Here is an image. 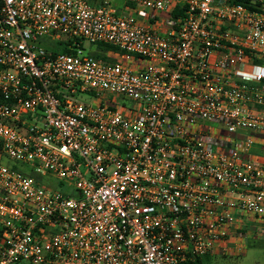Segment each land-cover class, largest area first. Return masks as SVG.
<instances>
[{
    "label": "built area",
    "instance_id": "1",
    "mask_svg": "<svg viewBox=\"0 0 264 264\" xmlns=\"http://www.w3.org/2000/svg\"><path fill=\"white\" fill-rule=\"evenodd\" d=\"M115 1L0 0V264H186L264 227V0Z\"/></svg>",
    "mask_w": 264,
    "mask_h": 264
},
{
    "label": "rangeland",
    "instance_id": "2",
    "mask_svg": "<svg viewBox=\"0 0 264 264\" xmlns=\"http://www.w3.org/2000/svg\"><path fill=\"white\" fill-rule=\"evenodd\" d=\"M115 6L119 8H136L137 5L132 2H126L124 0H116L114 3ZM38 44L43 46L46 50L53 53H63L65 44L62 42L52 41L50 37H41L38 39ZM85 51L87 54H91L94 51L95 46L85 43ZM112 52V51H111ZM92 55V54H91ZM107 57V53H106ZM109 60V57H107ZM122 97H118L120 105H125L130 107L132 103H129L125 100H121ZM207 126H210L213 129H224L223 126L218 124L208 123ZM4 163L8 166H13L20 169L22 172L32 171V168L28 165L15 162L8 158H4ZM48 177V176H46ZM47 182L50 183L53 187L57 188L58 181L55 178L47 179ZM244 247L241 250L234 251L232 250L229 254H217L215 256H209L213 258L211 264H264V235L260 238H249L243 242Z\"/></svg>",
    "mask_w": 264,
    "mask_h": 264
},
{
    "label": "crops",
    "instance_id": "3",
    "mask_svg": "<svg viewBox=\"0 0 264 264\" xmlns=\"http://www.w3.org/2000/svg\"><path fill=\"white\" fill-rule=\"evenodd\" d=\"M248 132H241V136L248 135ZM255 142L251 146L250 151L248 152V157L252 161H254L258 166L262 167L264 170V136L263 135H254ZM264 235V227L259 230L258 232H249V238H260Z\"/></svg>",
    "mask_w": 264,
    "mask_h": 264
},
{
    "label": "trees",
    "instance_id": "4",
    "mask_svg": "<svg viewBox=\"0 0 264 264\" xmlns=\"http://www.w3.org/2000/svg\"><path fill=\"white\" fill-rule=\"evenodd\" d=\"M95 46L93 53H91L93 56L98 57V58H103L105 60H108V58L106 57V53L107 52H115L117 51V49L113 46L110 45H106V44H98V45H93ZM64 53H72L73 51L70 50L67 47V44L64 47ZM255 63L259 64V65H264V59L263 60H259L256 59ZM264 85V82H263ZM211 262H213V258L209 257V256H204L202 258H196L195 260L186 263V264H211Z\"/></svg>",
    "mask_w": 264,
    "mask_h": 264
}]
</instances>
